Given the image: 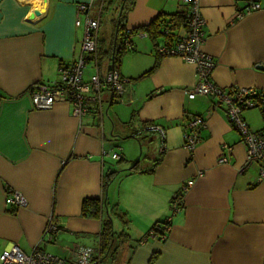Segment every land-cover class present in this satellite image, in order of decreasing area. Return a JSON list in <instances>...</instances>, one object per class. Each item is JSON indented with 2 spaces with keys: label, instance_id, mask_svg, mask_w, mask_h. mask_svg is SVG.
Here are the masks:
<instances>
[{
  "label": "crops",
  "instance_id": "0c3cea01",
  "mask_svg": "<svg viewBox=\"0 0 264 264\" xmlns=\"http://www.w3.org/2000/svg\"><path fill=\"white\" fill-rule=\"evenodd\" d=\"M121 1L110 29L100 36L103 13L110 11L106 0H0V264L2 251L12 244L24 254L41 248L60 258L72 257L78 246L97 251L101 221L107 219L115 252L96 264H264V180L258 182L256 166L240 172L245 147L223 108L207 96L188 99L186 89L197 82L194 65L166 57L140 78L156 60L157 42L135 37L116 70L130 81L119 98L103 90L100 105L91 103L81 122L65 101L48 110L34 108L30 91L55 85L80 54L79 5L99 18L98 67L101 75L107 72ZM132 1L124 23L128 30H142L160 13L179 12L178 0ZM245 2L199 0L205 21L201 49L214 61V85L255 88L264 97V0L258 11L238 18ZM184 31L179 24L172 34ZM93 74L94 62L88 60L83 81ZM256 111L258 117L247 110L242 118L260 131L264 121ZM191 115L204 117L205 125L190 154L183 132ZM147 136L158 138L155 156L143 154ZM224 147L230 151L221 164ZM113 153L122 161L112 160ZM136 162L138 169L131 171ZM189 180L193 185L173 214L171 200ZM7 189L21 193L27 206L8 204ZM84 199L100 201V218L82 215ZM168 218L164 239L142 241ZM49 219L58 232L45 244L41 237Z\"/></svg>",
  "mask_w": 264,
  "mask_h": 264
},
{
  "label": "built area",
  "instance_id": "2783aa9c",
  "mask_svg": "<svg viewBox=\"0 0 264 264\" xmlns=\"http://www.w3.org/2000/svg\"><path fill=\"white\" fill-rule=\"evenodd\" d=\"M179 11L184 14L185 31L174 36L171 32L162 31V39L155 44V53L160 58L177 57L196 68L197 82L186 89L188 99L193 100L198 96L213 98L216 106L224 107L229 125L235 130L245 147V163L240 172H244L252 166L257 167V180H264V129L254 131L250 129L242 114L247 110L256 109L260 112L264 121V97L256 98L258 91L255 88H232L224 90L217 87L211 81L214 70L212 57L202 51L204 42L205 21L201 16L199 0H178ZM259 0H246L244 8L237 13V17L251 14L260 9ZM88 6L77 7L75 26L84 28L79 56L72 63L60 71L59 80L55 85L35 86L31 91L33 106L37 110L51 109L59 101H65L72 106V115L81 120L91 112V103L100 105L101 92L109 89L116 98L124 91V85L130 81L123 78L116 70H107L103 75L99 73V67L94 62V74L88 81H83V73L87 64V58L95 56L97 51V39L99 31V18L87 15ZM148 38L143 30H125L122 36V46L128 52L133 49L134 38ZM159 93V91H158ZM205 125V118L191 115L183 132L184 147L191 154L200 141V131ZM162 139L164 132L159 130ZM230 148L224 147V153L218 162H227V154ZM112 160H119L120 155L111 154ZM193 185V180L187 181L176 192L171 200L170 207L173 214L182 207L184 193ZM6 201L16 209L27 206L26 198L19 192L7 189ZM170 224V218L166 220ZM169 226L165 228L168 232ZM58 227L52 219H49L43 229L41 243H50L54 240ZM154 236L153 232L146 235L142 241ZM165 236H162L164 239ZM73 256L60 258L45 252L41 248L34 249L30 254H24L16 245L6 247L1 253L2 264H96L99 259L98 251L91 248L78 246L72 250Z\"/></svg>",
  "mask_w": 264,
  "mask_h": 264
},
{
  "label": "trees",
  "instance_id": "16d2710c",
  "mask_svg": "<svg viewBox=\"0 0 264 264\" xmlns=\"http://www.w3.org/2000/svg\"><path fill=\"white\" fill-rule=\"evenodd\" d=\"M132 5H133L132 0H122L120 3L119 16L116 21V28H117L116 29L117 31L116 40L114 42V48L112 49L113 56L111 58V64L107 66V70H112V69L117 70L122 55L127 53V51L122 46V36L125 30H127L124 24L125 17L127 13L129 12V10L131 9ZM171 23H173V25ZM179 24L185 27L183 12L179 11L174 15H167V14L160 13L150 24L143 27L142 30L147 33L148 38H150L152 42L156 43L162 39L163 37L162 31L167 30L172 33L173 27H176V25H179ZM94 59H96V63L97 65H99V62L101 61V56L99 55V52L96 51L95 56L93 55L89 56L87 58V62L88 60H94ZM161 59L162 58L156 55V60L152 68L144 72L140 76V78L147 77L151 73H153L157 69ZM260 95L261 93L258 92V95L256 96V98H260ZM220 107H222L224 110L223 106H220ZM149 126L152 127L153 125H149ZM121 161L122 160L120 158L118 160V163ZM137 169H138V162L132 165L131 171L137 170ZM152 170L153 169H150V171ZM115 174L116 172H112L105 176L106 179L104 178V187L109 183V181L112 179V176H114ZM81 213L84 216H89L92 218H100L101 217L100 201L96 199H84L81 204ZM101 222L102 224H101V230H100V235H99L100 242H99V248L97 250L99 259H101V257H104V256L108 257L109 255H111V258H112V255L115 252V249L113 247L115 233L113 231L110 219L102 220ZM169 225L170 224L167 223L166 221L159 223V224H155L151 228L150 232H148V234L153 232L154 236L157 237V239H162V236H166L167 232L165 231V228Z\"/></svg>",
  "mask_w": 264,
  "mask_h": 264
},
{
  "label": "rangeland",
  "instance_id": "374dc122",
  "mask_svg": "<svg viewBox=\"0 0 264 264\" xmlns=\"http://www.w3.org/2000/svg\"><path fill=\"white\" fill-rule=\"evenodd\" d=\"M108 5H106L105 7H108L110 8V11L106 10L104 13H103V16H102V20H101V29H100V32H99V35L103 36V34L105 32L108 31V29H110L111 27V18L112 17V14H113V9L116 5V1L117 0H106ZM112 1V2H110ZM254 110L253 114L258 117V112L256 111V109H252ZM255 117V118H256ZM157 141H158V138L156 137L155 139H152L151 136H147L145 138V140L143 141L144 143L141 145V148H142V151H143V154L145 155H148L149 157L151 156H155V152H156V144H157ZM111 158V157H110Z\"/></svg>",
  "mask_w": 264,
  "mask_h": 264
},
{
  "label": "water",
  "instance_id": "95a60500",
  "mask_svg": "<svg viewBox=\"0 0 264 264\" xmlns=\"http://www.w3.org/2000/svg\"><path fill=\"white\" fill-rule=\"evenodd\" d=\"M39 15V12H35V16H38Z\"/></svg>",
  "mask_w": 264,
  "mask_h": 264
}]
</instances>
